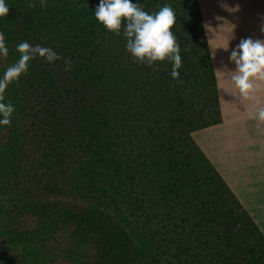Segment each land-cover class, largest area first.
I'll return each mask as SVG.
<instances>
[{"label": "trees", "instance_id": "trees-1", "mask_svg": "<svg viewBox=\"0 0 264 264\" xmlns=\"http://www.w3.org/2000/svg\"><path fill=\"white\" fill-rule=\"evenodd\" d=\"M46 2L6 0L0 18V74L24 41L62 57L35 59L5 94L2 229L31 262L55 244L61 264H264L263 234L191 137L221 122L198 1L132 0L173 8L176 79L132 60L96 23L99 0Z\"/></svg>", "mask_w": 264, "mask_h": 264}, {"label": "crops", "instance_id": "crops-1", "mask_svg": "<svg viewBox=\"0 0 264 264\" xmlns=\"http://www.w3.org/2000/svg\"><path fill=\"white\" fill-rule=\"evenodd\" d=\"M214 63L221 122L197 130L192 140L215 168L264 236V123L252 117L264 107V81L252 100H242L230 77L218 71L242 39L264 40V0H197ZM216 49L218 47L226 48Z\"/></svg>", "mask_w": 264, "mask_h": 264}, {"label": "clouds", "instance_id": "clouds-1", "mask_svg": "<svg viewBox=\"0 0 264 264\" xmlns=\"http://www.w3.org/2000/svg\"><path fill=\"white\" fill-rule=\"evenodd\" d=\"M40 5L42 8L46 7V0H40ZM8 12L6 0H0V18L6 17ZM93 16L106 32L123 37L125 51L134 62L147 64L149 67L169 62L172 65L171 77L176 79L179 76L180 45L172 31L176 15L170 5L165 4L155 13H149L132 0H99ZM261 32L264 33V27ZM216 49L228 51V46ZM15 51L18 58L0 74V127L9 126L15 112V106L5 101L7 89L27 75L31 62L43 58L47 63L54 64L62 59L52 48L31 45L27 41L17 44ZM8 54L5 35L0 32V57H7ZM64 62L69 63L67 60ZM229 64L234 65V70L225 66L224 71L218 73L230 77L242 100H252L258 90L256 82L264 81V40L242 39L231 50ZM252 118L264 123V107L257 108Z\"/></svg>", "mask_w": 264, "mask_h": 264}, {"label": "rangeland", "instance_id": "rangeland-1", "mask_svg": "<svg viewBox=\"0 0 264 264\" xmlns=\"http://www.w3.org/2000/svg\"><path fill=\"white\" fill-rule=\"evenodd\" d=\"M209 46V45H208ZM211 53V52H210ZM212 58V56H211ZM213 62V60H212ZM214 65V63H213ZM6 218L0 219V264H17L14 258H22V262L19 264H61V259H59L58 246L53 244L48 247H43L39 253V259L37 261L31 262L28 256H25L23 250L24 246L20 239L14 236V239L10 236V224L7 223V230L2 229L3 223L6 222ZM23 222V221H22ZM24 223L20 224L22 228ZM14 257V258H13ZM11 259V260H10Z\"/></svg>", "mask_w": 264, "mask_h": 264}]
</instances>
